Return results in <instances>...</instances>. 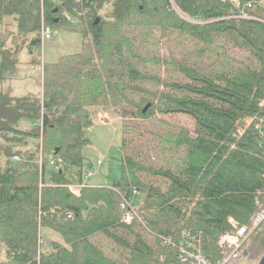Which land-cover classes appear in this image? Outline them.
I'll list each match as a JSON object with an SVG mask.
<instances>
[{
    "label": "trees",
    "instance_id": "1",
    "mask_svg": "<svg viewBox=\"0 0 264 264\" xmlns=\"http://www.w3.org/2000/svg\"><path fill=\"white\" fill-rule=\"evenodd\" d=\"M258 1L0 0V264H165L192 236L217 258L228 219L248 223L264 198ZM42 22L79 33L81 47L33 56L41 92L14 95L8 81L40 48ZM99 110L120 120L109 185L82 167ZM123 200L137 207L128 222ZM43 231L57 237L46 247Z\"/></svg>",
    "mask_w": 264,
    "mask_h": 264
},
{
    "label": "rangeland",
    "instance_id": "2",
    "mask_svg": "<svg viewBox=\"0 0 264 264\" xmlns=\"http://www.w3.org/2000/svg\"><path fill=\"white\" fill-rule=\"evenodd\" d=\"M9 20H11L10 17L7 18V21ZM80 41L81 38L79 33L66 31L65 29H57L53 31L50 38L45 39L42 42L40 48H38L37 51L36 49H33L32 54L27 51L26 53L24 52L25 54L22 53L20 60L25 61L26 57L31 54L32 57L38 55L41 61H54L57 60L61 55L79 50L81 47ZM24 72H27L25 77H19L15 75L16 72L10 77L12 80L23 79L24 85L22 86V90L18 92L19 94L17 96H24L31 92L37 93L40 90V88H38L41 80L39 66H35L33 63L27 64L25 66ZM180 118L182 121L190 123V119L188 117L180 115ZM86 134L89 138V142L82 148L81 152L82 156L84 157L82 164L85 176L84 179L89 184L109 185L111 182L119 179L120 177V120L118 117L111 115L109 112L99 110L95 115L93 124L86 129ZM26 140L27 147L30 148L33 139L27 138ZM54 160L55 159H53V161ZM88 171L92 172L91 176L87 175ZM86 181L81 183V187L85 185ZM71 191L75 194H78L79 189L77 193L76 191ZM142 197V194L138 193L133 196V199L134 201L140 202L142 201ZM43 233L45 237H42L44 239L42 245L45 247L49 240L57 238L55 234L51 232L43 231ZM263 253L264 231L260 232L257 236V239L255 240L254 252L252 253V256L246 260L241 259L237 264H256Z\"/></svg>",
    "mask_w": 264,
    "mask_h": 264
},
{
    "label": "built area",
    "instance_id": "3",
    "mask_svg": "<svg viewBox=\"0 0 264 264\" xmlns=\"http://www.w3.org/2000/svg\"><path fill=\"white\" fill-rule=\"evenodd\" d=\"M258 3L264 6V0H259ZM247 6H250V3ZM240 15L249 17L243 12ZM53 31L42 22L40 30L42 42L50 38ZM11 159L13 161H20L21 156L13 155ZM87 175L91 176L92 172L88 171ZM80 186L81 184H74L69 185V188L77 193ZM132 194L136 195L138 191L133 190ZM262 195H264V192ZM254 205L256 208L250 215L248 223H238L232 217L228 219L231 227L220 233L217 238L219 254L216 259L206 256L201 250L200 239L192 236L176 244V252L173 258L165 264H237L241 259L246 260L250 258L254 252V243L258 234L264 231V198H256ZM121 207L124 209L122 220L125 222L130 221L136 213L137 207L131 206L127 200H123ZM68 216L71 217L72 214L70 213ZM162 240L170 244L168 237H163ZM39 242L43 243L44 239L40 238Z\"/></svg>",
    "mask_w": 264,
    "mask_h": 264
},
{
    "label": "crops",
    "instance_id": "4",
    "mask_svg": "<svg viewBox=\"0 0 264 264\" xmlns=\"http://www.w3.org/2000/svg\"><path fill=\"white\" fill-rule=\"evenodd\" d=\"M31 59H32V55L30 54L29 56L26 57L25 61H23V63L18 66V69H17L15 75H17L19 77H25V75L27 74V72H24L25 71V66L27 65V61H31ZM39 70H40V73H41V76H42V70H41V68ZM40 79H41V77H40ZM20 80H22V81H20ZM8 84L11 85V87H12V93L14 95H18L19 94L18 92L22 90V86L24 85L23 79H15V80H12V78L9 79ZM38 88H40L39 91L41 92V80H40V84H39V87ZM31 93H34V92H31ZM32 125H33L32 123H27V126H32Z\"/></svg>",
    "mask_w": 264,
    "mask_h": 264
},
{
    "label": "water",
    "instance_id": "5",
    "mask_svg": "<svg viewBox=\"0 0 264 264\" xmlns=\"http://www.w3.org/2000/svg\"><path fill=\"white\" fill-rule=\"evenodd\" d=\"M57 21V19L55 20ZM99 22V18L97 17L96 20H95V23H98ZM149 107V104H147L143 109H142V112H145ZM57 153V150L54 151V154ZM256 264H264V253L260 256L258 262Z\"/></svg>",
    "mask_w": 264,
    "mask_h": 264
}]
</instances>
